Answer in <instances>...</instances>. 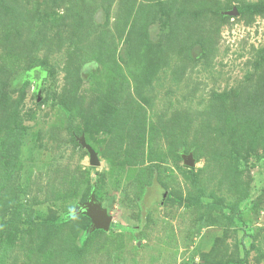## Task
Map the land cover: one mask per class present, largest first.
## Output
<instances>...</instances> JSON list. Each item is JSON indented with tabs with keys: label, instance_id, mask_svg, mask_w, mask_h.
Returning a JSON list of instances; mask_svg holds the SVG:
<instances>
[{
	"label": "rangeland",
	"instance_id": "obj_1",
	"mask_svg": "<svg viewBox=\"0 0 264 264\" xmlns=\"http://www.w3.org/2000/svg\"><path fill=\"white\" fill-rule=\"evenodd\" d=\"M0 264H264V0H0Z\"/></svg>",
	"mask_w": 264,
	"mask_h": 264
},
{
	"label": "water",
	"instance_id": "obj_2",
	"mask_svg": "<svg viewBox=\"0 0 264 264\" xmlns=\"http://www.w3.org/2000/svg\"><path fill=\"white\" fill-rule=\"evenodd\" d=\"M88 153H89V164L91 166H98V161L96 158V154L94 151L88 147L85 146ZM185 164L187 166H192V160L190 157H187L185 159ZM160 194L162 196V199H165L167 197V192L166 191H161ZM74 212L77 213H84L86 214L90 219H91V227L89 229V232L92 233L95 230L102 229V230H109L110 225L112 223V219L107 216L106 211L101 208L100 203H98L95 198L94 194L91 193L89 196V200L86 204L79 206L74 210Z\"/></svg>",
	"mask_w": 264,
	"mask_h": 264
},
{
	"label": "trees",
	"instance_id": "obj_3",
	"mask_svg": "<svg viewBox=\"0 0 264 264\" xmlns=\"http://www.w3.org/2000/svg\"><path fill=\"white\" fill-rule=\"evenodd\" d=\"M170 198V197H169Z\"/></svg>",
	"mask_w": 264,
	"mask_h": 264
}]
</instances>
